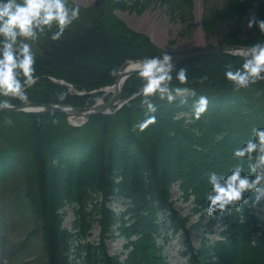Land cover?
<instances>
[{
	"label": "trees",
	"instance_id": "16d2710c",
	"mask_svg": "<svg viewBox=\"0 0 264 264\" xmlns=\"http://www.w3.org/2000/svg\"><path fill=\"white\" fill-rule=\"evenodd\" d=\"M151 1L97 0L92 6L81 5L80 17L59 39L44 35L36 65L40 78L29 89V101L93 105L103 92L91 91L114 84L128 59L160 54L164 49L150 35L133 29L117 13L126 8L141 11ZM162 1L171 5L180 0ZM252 10L264 18V0H225L206 16L205 29L211 33L220 22H242ZM261 35L257 27L246 37L241 27L232 26L221 44L250 45L264 38ZM241 59L222 52L177 64L188 68L196 96L209 97L208 110L198 120L191 112L195 97L183 105L158 100L157 120L142 132L134 127L144 114L140 96L78 127L63 113L0 111V182L23 189L34 233L44 246L45 264H170L165 247L180 232L186 234L183 254L190 264H264V224L258 214L262 200L253 203L250 193L247 203L229 212L209 217L205 210L206 173L227 171L237 163L234 148L252 127L264 126V81L237 90L224 76L225 65ZM52 78L86 93L78 94ZM140 84L137 75H131L121 96H133ZM174 185L185 200L195 195L198 221L190 223V214L177 209ZM122 199L126 207L113 209L110 202ZM66 207L73 214L71 227L64 223ZM97 223L100 236L92 240ZM200 226L220 238L210 242L205 237L200 248L194 247L192 232ZM114 237L125 239L124 253L110 252L108 240Z\"/></svg>",
	"mask_w": 264,
	"mask_h": 264
},
{
	"label": "clouds",
	"instance_id": "9594fccd",
	"mask_svg": "<svg viewBox=\"0 0 264 264\" xmlns=\"http://www.w3.org/2000/svg\"><path fill=\"white\" fill-rule=\"evenodd\" d=\"M80 15L81 5L76 0H0V111L10 109L16 100H30L29 89L40 78L36 67L37 42L48 33L51 39H59ZM247 26L257 27L264 37V18L251 15ZM238 54L242 57L240 63H228L224 69L233 88L245 89L264 81V38L256 39ZM131 70L141 81L132 94L142 97L143 118L134 125L139 131L156 122L158 100L183 105L195 97L191 101L195 120L208 110L209 97L196 96L195 88L189 86L188 68L175 65L174 56L166 48L158 55L132 61ZM205 79L206 75L201 77ZM232 155L237 163L227 171L206 173L209 187L205 210L209 217L239 208L247 203L250 193L254 194L253 203L264 199V126L252 127Z\"/></svg>",
	"mask_w": 264,
	"mask_h": 264
},
{
	"label": "rangeland",
	"instance_id": "374dc122",
	"mask_svg": "<svg viewBox=\"0 0 264 264\" xmlns=\"http://www.w3.org/2000/svg\"><path fill=\"white\" fill-rule=\"evenodd\" d=\"M96 1L76 0L83 6H92ZM224 2L225 0H180L170 5L162 0H152L141 11L126 8L118 9L117 13L130 27L147 33L158 46L177 54L188 49L221 44L223 36L232 26L241 27L244 36L249 35L252 28H248L247 20L251 15H255L254 10L242 22H220L211 33L206 31L204 25L206 16L221 8ZM39 41L36 44L38 52L41 51ZM184 115L189 116L190 113ZM172 195L177 209L184 215L190 214V223L199 220L200 213H193L195 206L193 197L185 200L178 185L173 186ZM125 201L114 200L110 205L116 211H120L126 207ZM26 205L27 200L22 188L11 182H0V264H45L44 246L39 236L34 233V219ZM66 209L69 214L64 223L65 226L71 227L73 214L70 207ZM258 214L264 224V199ZM208 219L209 217H206L203 223ZM214 228L220 230L219 226ZM206 229L207 226H200L192 232L194 247L200 248L205 237L210 242L220 238L218 233L208 232ZM100 231V225L95 224L90 239L98 240ZM166 231L164 229L165 234L170 235L171 232ZM124 243L125 239L122 237L110 238L108 240L110 252L114 254L126 251ZM187 246L185 232H180L172 238L165 247L170 264H190L189 257L183 254ZM123 258L125 254H122Z\"/></svg>",
	"mask_w": 264,
	"mask_h": 264
},
{
	"label": "water",
	"instance_id": "95a60500",
	"mask_svg": "<svg viewBox=\"0 0 264 264\" xmlns=\"http://www.w3.org/2000/svg\"><path fill=\"white\" fill-rule=\"evenodd\" d=\"M248 45H214V46H204L194 49H188L177 53L174 56V64H179L189 58L194 56L203 55V54H213V53H230L234 55H239L238 52L240 49L246 48ZM129 63L127 61L125 65L120 69L119 75L115 85H117L116 90L113 93V96L108 101H99L93 106H70L66 104H53V103H44L39 101H28L22 105H13L7 111L9 112H60L64 113L68 118L70 117H82L84 119H89L95 114L107 113L109 108L114 105L125 103L130 98L127 99H118L121 89L127 80V78L132 75L133 71L125 72L124 67ZM64 83V81H61Z\"/></svg>",
	"mask_w": 264,
	"mask_h": 264
},
{
	"label": "bare ground",
	"instance_id": "6f19581e",
	"mask_svg": "<svg viewBox=\"0 0 264 264\" xmlns=\"http://www.w3.org/2000/svg\"><path fill=\"white\" fill-rule=\"evenodd\" d=\"M124 70H125V72H127V71H132V70H131V62L128 63V64L124 67ZM116 87H117V86H113V87H111V89L114 90V89H116Z\"/></svg>",
	"mask_w": 264,
	"mask_h": 264
}]
</instances>
